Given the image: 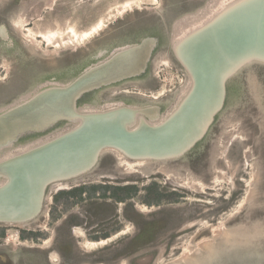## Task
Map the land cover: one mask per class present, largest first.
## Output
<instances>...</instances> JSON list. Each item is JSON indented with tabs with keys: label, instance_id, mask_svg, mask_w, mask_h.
<instances>
[{
	"label": "rangeland",
	"instance_id": "obj_1",
	"mask_svg": "<svg viewBox=\"0 0 264 264\" xmlns=\"http://www.w3.org/2000/svg\"><path fill=\"white\" fill-rule=\"evenodd\" d=\"M217 2L23 0L20 5L8 9L6 17L12 25H20L19 30L13 26L14 32L32 52L39 68L24 71L9 60L0 58V65L4 68L0 72V113L49 85L40 81V75L44 72L58 74L62 68H68L70 73L53 84L64 85L71 81L80 69H84L79 60L85 46L89 49L86 67H90L93 64L90 55L93 50L112 40L122 43L112 48L115 50L149 33L159 34L163 31V34H159L162 46L156 48L150 60L145 85L117 89L149 92L153 98H158H152L150 105L160 106L159 119L164 118L189 86L187 76L173 57L171 45L180 40L178 34L186 30L185 35L193 30L190 27L194 23H200L202 18L207 17ZM157 27H161L162 31L157 32ZM88 32L92 33L84 36ZM114 50L110 49L99 60L105 59ZM71 72H74L73 76ZM110 97H105L101 107L118 102L115 98L109 100ZM131 101L134 106L144 104L138 99ZM80 107L90 108L85 105ZM69 127L64 123L48 133L21 139L0 151V159ZM112 152L105 151L91 173L70 183L84 182L87 187L104 182L112 185L128 183L126 186H134L136 194H139V201L130 202L129 208L140 209L149 218L159 214L148 213L150 208L144 209L146 206L140 199L146 196V188L157 186L163 194L159 208L164 210L161 213L169 221L162 223L166 226V234L161 236L166 239L157 248L135 249L137 256L148 253V264H186L184 260L188 261L195 247H199L205 249L206 253H201L190 264H264V65H247L228 82L224 109L205 140L184 157L140 164L125 157L119 159ZM67 186L66 182H62L48 188L42 213L30 225H43L50 196L57 190L67 189ZM151 208L158 209L157 206ZM125 224L126 228L122 229L128 234L131 225ZM17 226L25 225H3L7 234L1 244L4 249H13L11 241L16 240ZM76 232L78 236L81 235L80 230ZM213 236L217 238L215 243ZM168 239V247L163 246ZM84 245L90 252L88 258H91L100 248L97 245L103 244L87 241ZM191 249L192 252L189 251ZM118 264H128V260L120 257Z\"/></svg>",
	"mask_w": 264,
	"mask_h": 264
},
{
	"label": "water",
	"instance_id": "obj_2",
	"mask_svg": "<svg viewBox=\"0 0 264 264\" xmlns=\"http://www.w3.org/2000/svg\"><path fill=\"white\" fill-rule=\"evenodd\" d=\"M0 36L8 40L4 26ZM158 47L147 37L114 51L69 84L50 86L0 113V151L60 124L66 130L0 159V226L30 225L42 213L48 188L91 173L102 154L131 161L177 160L203 142L228 96V82L250 64L264 65V0H233L171 45L189 86L175 107L114 106L79 111L89 92L144 74Z\"/></svg>",
	"mask_w": 264,
	"mask_h": 264
},
{
	"label": "flooded vegetation",
	"instance_id": "obj_3",
	"mask_svg": "<svg viewBox=\"0 0 264 264\" xmlns=\"http://www.w3.org/2000/svg\"><path fill=\"white\" fill-rule=\"evenodd\" d=\"M21 3H23V0L0 1V26H4L8 34V40L5 41L0 36V58H5L17 68L26 71L39 67H37L38 65L32 52L27 50L23 40L17 36L18 33L14 32L12 23L6 17L8 9H12V7ZM4 5L7 6L5 7ZM162 28L157 27V32L159 30L162 31ZM159 34H163V31ZM159 34L155 32L149 33L138 41L123 45L121 48L137 44L147 37L156 39L158 47L162 46V37ZM118 45H122L121 41L112 40V42L105 44L100 49L93 50V54H90L93 61L91 66L107 59L114 51L118 50L112 49ZM110 49L114 51L105 59L99 60ZM88 50L87 46H85L83 56L79 60L81 67L84 69H80L74 78L89 68L86 67V64H88ZM3 71L4 68L0 65V72ZM69 73L68 68H62L58 74H54V72L42 73L40 81L42 83H50L42 88L69 84L74 78L64 85L53 84L57 79L65 78ZM147 73L148 69L135 79L126 80L98 91L84 94L78 101V110H103L119 105L139 106L140 108L151 106L150 103L153 97L149 92L142 93L139 90L117 89L119 87H131L132 85H145ZM112 90L114 91L111 92ZM107 95H111L109 100L115 98L118 102L112 106L101 107L105 103ZM132 99L141 100L144 104L134 106ZM153 99L158 100L157 97ZM84 105L90 108L80 107H84ZM67 184V189L57 190L50 196L47 216L43 221V225L17 226L19 230L16 240L14 242L11 241L13 249L6 250L1 246L4 243L3 241L6 240L7 234H5L4 227L0 226V264H118L120 257L123 260H128V264H148L150 261L149 254L142 253L137 256L134 250L157 248L159 244L161 245V243L165 242L166 238L162 237L161 234H166V226L162 223L169 221L161 213L164 210L159 208L163 202L161 191L160 195L162 196L160 198L152 197L150 199L148 197V188H146V196L140 199L146 206L144 209L150 208L147 211L148 213L158 212L159 214V216L149 218L145 216L147 214L142 210L129 208L130 202L139 201V194H136V192L132 193L135 187L126 186L129 185L128 183L125 185H112L110 182H104L90 187H87L84 182H67ZM155 206L158 209L152 210L151 207ZM135 212L138 214L135 215ZM126 222L131 225V232H128V234L122 229L126 228ZM77 230H80L81 235L78 236L76 234ZM170 240L168 239L163 246L168 247ZM87 241L95 244L104 243L97 246L100 248L91 255V258L87 256L90 252H87L84 248V243Z\"/></svg>",
	"mask_w": 264,
	"mask_h": 264
},
{
	"label": "bare ground",
	"instance_id": "obj_4",
	"mask_svg": "<svg viewBox=\"0 0 264 264\" xmlns=\"http://www.w3.org/2000/svg\"><path fill=\"white\" fill-rule=\"evenodd\" d=\"M233 0H218V2H217V4L215 5V6H213L211 9H210V12H209V15H207V17L205 16L204 17V19L202 18L201 20L202 21H200V23L198 22L197 24L196 23H192L194 26H192V27H190V28H192V29H195V28H197L198 26L197 25H201L203 22H206L207 20H209L210 18H212V16H214L217 12H219L220 11V9L221 8H223L224 6H226L227 4H229L230 2H232ZM203 17V16H202ZM197 21V20H196ZM202 22V23H201ZM195 24H196V26H195ZM14 26V28L15 29H20V25L19 24H13L12 25V27ZM189 26V25H188ZM98 27V26H97ZM91 31H95V30H91ZM186 31V30H185ZM184 31V32H185ZM184 32L183 33H181V34H178V38H182V36H184ZM188 32H190V31H188ZM92 32H88V33H85L84 34V36H89L90 34H91ZM176 40V39H175ZM107 151H110V150H107ZM106 151V152H107ZM110 152H112V151H110ZM112 153H114L115 155H116V157H118L119 159H122L123 160V157L124 156H122V155H120L119 153H117V152H112ZM117 158V159H118ZM125 161V160H124ZM125 163V162H124ZM138 163H140V164H143L144 163V161H138ZM129 165V164H128ZM76 234L78 235L79 233L78 232H76ZM222 237V236H221ZM216 237L215 236H213V242L215 243V241H216ZM207 241V240H206ZM105 242V241H104ZM92 244H95V243H92ZM101 244H104V243H101ZM98 246V245H97ZM190 252H192V249L191 250H189ZM188 251V252H189ZM201 253L202 254H204V253H206L205 252V249H201V248H199V247H195V251H194V253L191 255V258L187 261V260H184V262L186 263V264H190L191 263V260L192 261H195L197 258H199L200 256H201Z\"/></svg>",
	"mask_w": 264,
	"mask_h": 264
},
{
	"label": "trees",
	"instance_id": "obj_5",
	"mask_svg": "<svg viewBox=\"0 0 264 264\" xmlns=\"http://www.w3.org/2000/svg\"><path fill=\"white\" fill-rule=\"evenodd\" d=\"M132 191H133L132 193H135L136 192V189L134 188ZM148 191H149L148 192V197H150V199H152V197L160 198L162 196V195H160V192L158 191L156 185H153L150 188H148Z\"/></svg>",
	"mask_w": 264,
	"mask_h": 264
},
{
	"label": "built area",
	"instance_id": "obj_6",
	"mask_svg": "<svg viewBox=\"0 0 264 264\" xmlns=\"http://www.w3.org/2000/svg\"><path fill=\"white\" fill-rule=\"evenodd\" d=\"M185 73V72H184ZM186 75V74H185Z\"/></svg>",
	"mask_w": 264,
	"mask_h": 264
}]
</instances>
